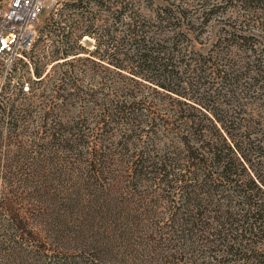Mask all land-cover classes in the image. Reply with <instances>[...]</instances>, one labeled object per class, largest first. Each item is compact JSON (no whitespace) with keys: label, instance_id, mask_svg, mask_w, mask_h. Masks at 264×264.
<instances>
[{"label":"rangeland","instance_id":"obj_1","mask_svg":"<svg viewBox=\"0 0 264 264\" xmlns=\"http://www.w3.org/2000/svg\"><path fill=\"white\" fill-rule=\"evenodd\" d=\"M8 1L0 0V8ZM85 1L49 0L40 17V39L35 48L7 75L0 60V264H118L117 257L129 247L123 236L131 235L129 242L134 236L135 216L148 205L163 214L168 208L167 187L153 184L148 176L142 180L129 176L120 165L128 158L124 153L116 154L118 159L113 156L117 165H107L100 176L86 164L85 118H102L104 107L99 102L104 94L108 99L115 94L104 91L92 97L85 90L96 93L108 78L110 84L115 80L136 91L139 88L85 62L83 50L75 60L70 57L50 65L61 57L58 51L68 49L67 40L58 37L61 31L73 44L85 34V24L93 25L94 36H84L78 44L87 52L106 55L107 44L98 48L102 35L125 28L134 19L145 22L159 18L169 8L183 18L180 22L189 38L181 39L195 52L189 62L200 71L194 77V91H183L214 108L221 118L240 124L241 129L234 134L242 149L255 169L264 166V156L257 147L264 141V100L257 89L260 84L254 85L264 60L261 0H141L132 15H123L109 2L101 7L95 1L85 12L80 8V2L85 6ZM233 32H237L235 37ZM66 61L76 66L79 88L71 90L68 86L69 91H60L67 96L65 101L64 97L51 102L31 95L20 98L18 93L25 83L31 89L38 86L36 69H48L44 86H61L59 78L70 69ZM217 70L227 71L219 75ZM90 73H95V81ZM141 90L151 104L145 113L168 123L156 141L166 150L178 142L176 125L168 111L181 109L187 116L197 114L186 106L172 104L154 89ZM85 98L90 101L85 102ZM50 128L60 138L47 135L45 131ZM141 146L145 149L148 142Z\"/></svg>","mask_w":264,"mask_h":264},{"label":"trees","instance_id":"obj_2","mask_svg":"<svg viewBox=\"0 0 264 264\" xmlns=\"http://www.w3.org/2000/svg\"><path fill=\"white\" fill-rule=\"evenodd\" d=\"M93 1L101 7L109 2L123 15H132L141 0L114 3L87 0L85 6L80 2V8L87 12ZM261 2L264 4V0ZM167 10L169 8L154 20L138 22L133 18L125 28L102 35L103 42L98 48L107 44L106 55L99 51L87 52L78 44L82 37L94 36L93 25L85 24V34L77 37L73 44L61 31L58 37H62L63 42L67 40L68 49L58 51L61 57L50 63L70 57L75 60L83 50L85 62L139 88L136 91L115 80L110 84L111 78H108L96 93L89 94L92 89L85 90V94L92 97L104 91L115 94L111 99L104 94L99 102L104 107L102 118L95 121L85 118L86 164L100 176L107 165H117L113 156L118 159L116 154L124 153L128 157L120 162L124 172L136 175L138 180L148 176L153 184H162L168 191L170 204L165 214L148 205L140 216H135L134 236L130 242L131 235L123 236V242L129 247L116 261L118 264H264V166L255 169L242 149L241 141L234 134L241 129L240 124L221 118L214 108L200 104L184 92L194 91V77H198L200 71L196 64L189 62L191 53L195 52L181 39L189 38L180 22L183 18ZM116 33L119 37L114 35ZM236 33L232 35L235 37ZM106 36L110 39H104ZM64 63L70 65V69L59 78L61 86H44L43 77L48 69H36L38 86L30 88L29 92L21 87L20 98L31 95L51 102L53 98L62 99L64 95L60 91H69L68 86L71 90L78 89L76 66L73 62ZM260 65L254 85L260 84L257 89L264 100L263 59ZM217 71L221 75L227 70ZM90 74L95 81V73ZM142 87L154 89L166 95L172 104L186 106L197 114L187 116L181 109L168 111L176 125L178 142H173L166 150L156 141L161 139L162 127L168 123L145 113L151 104L143 96ZM66 99L67 96L63 101ZM85 99V102L90 101ZM50 129H46L47 135L60 138L57 131L52 134ZM142 142H148L145 149ZM262 143L264 141L257 146L262 151L260 156H264Z\"/></svg>","mask_w":264,"mask_h":264},{"label":"built area","instance_id":"obj_3","mask_svg":"<svg viewBox=\"0 0 264 264\" xmlns=\"http://www.w3.org/2000/svg\"><path fill=\"white\" fill-rule=\"evenodd\" d=\"M49 0H9L0 8V60L7 75L40 39V17ZM25 92L30 86L25 83Z\"/></svg>","mask_w":264,"mask_h":264}]
</instances>
